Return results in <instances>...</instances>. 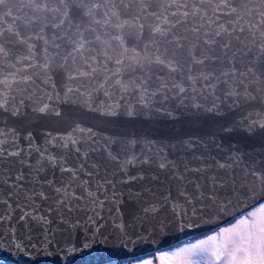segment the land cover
Here are the masks:
<instances>
[{
    "label": "water",
    "instance_id": "water-1",
    "mask_svg": "<svg viewBox=\"0 0 264 264\" xmlns=\"http://www.w3.org/2000/svg\"><path fill=\"white\" fill-rule=\"evenodd\" d=\"M0 171L6 264L136 260L259 206L264 0H0Z\"/></svg>",
    "mask_w": 264,
    "mask_h": 264
},
{
    "label": "snow or ice",
    "instance_id": "snow-or-ice-1",
    "mask_svg": "<svg viewBox=\"0 0 264 264\" xmlns=\"http://www.w3.org/2000/svg\"><path fill=\"white\" fill-rule=\"evenodd\" d=\"M22 179V174L12 175L11 172L0 171V187L7 186L10 190ZM14 195L16 194L9 191L8 198L11 199ZM4 203L7 204L8 200ZM103 203V200L100 201L101 205ZM144 211L147 212V209ZM40 219L43 220V217ZM0 237H3V233H0ZM4 242V239H0V250H3ZM16 247L21 245L17 244ZM159 260L161 264H264V208L251 213V218L244 217L233 226L224 228L197 244L179 249L172 259L161 256ZM2 262L3 257H0V264ZM55 264H61L59 255L55 256ZM147 264L152 262L148 261Z\"/></svg>",
    "mask_w": 264,
    "mask_h": 264
},
{
    "label": "rangeland",
    "instance_id": "rangeland-1",
    "mask_svg": "<svg viewBox=\"0 0 264 264\" xmlns=\"http://www.w3.org/2000/svg\"><path fill=\"white\" fill-rule=\"evenodd\" d=\"M261 208H264V203H262L259 206L255 207L254 209H252L251 211H249L246 214L242 215L241 217L233 220L232 222L228 223L227 225H225L223 227H220V228H218V229H216V230H214L212 232L203 234V235L199 236L196 239H192V245L199 243L201 240L207 239L210 235L216 234V233H218L220 230H222L224 228H228L230 226H233L235 223H237L240 219H242L244 217L251 218V213L258 211ZM192 245H189V246L186 245L184 247H190ZM177 251H178L177 249L174 252H168V251L164 250V251H160V252H157L155 254H152V255H150L148 257H145L144 259H141V260H138V261H129V262L122 263V264H147L148 261H151L152 264H161V261L159 260V257L165 256V257H167L169 259H172L174 253L177 252ZM176 259H179V258H176Z\"/></svg>",
    "mask_w": 264,
    "mask_h": 264
},
{
    "label": "flooded vegetation",
    "instance_id": "flooded-vegetation-1",
    "mask_svg": "<svg viewBox=\"0 0 264 264\" xmlns=\"http://www.w3.org/2000/svg\"><path fill=\"white\" fill-rule=\"evenodd\" d=\"M186 245L187 246L192 245V240L191 241H188V242H185V243H182V244H179L178 246L173 247V248H170V249H168L166 251H168V252H174L176 249L179 250V249L183 248Z\"/></svg>",
    "mask_w": 264,
    "mask_h": 264
},
{
    "label": "bare ground",
    "instance_id": "bare-ground-1",
    "mask_svg": "<svg viewBox=\"0 0 264 264\" xmlns=\"http://www.w3.org/2000/svg\"><path fill=\"white\" fill-rule=\"evenodd\" d=\"M264 203V202H263ZM262 204V203H261ZM182 244V243H181ZM116 264H118V263H116Z\"/></svg>",
    "mask_w": 264,
    "mask_h": 264
},
{
    "label": "trees",
    "instance_id": "trees-1",
    "mask_svg": "<svg viewBox=\"0 0 264 264\" xmlns=\"http://www.w3.org/2000/svg\"><path fill=\"white\" fill-rule=\"evenodd\" d=\"M2 264H5V263H2Z\"/></svg>",
    "mask_w": 264,
    "mask_h": 264
}]
</instances>
